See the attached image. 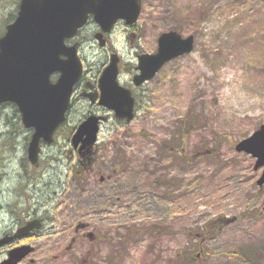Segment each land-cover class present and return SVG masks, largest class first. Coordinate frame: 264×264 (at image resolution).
<instances>
[{"label":"rangeland","instance_id":"obj_1","mask_svg":"<svg viewBox=\"0 0 264 264\" xmlns=\"http://www.w3.org/2000/svg\"><path fill=\"white\" fill-rule=\"evenodd\" d=\"M17 3L0 0V36ZM97 27L91 21L77 37L81 85L95 83L116 53L134 119L119 121L77 87L32 171L31 131L14 105L0 106V238L42 223L1 247L0 261L29 244L20 264H264L263 167L235 150L264 124V0H143L133 27L120 21L105 35L108 47L94 39ZM170 30L192 35L193 51L135 88L137 55L155 53ZM90 113L108 120L80 165L70 139ZM29 171L39 180L28 182Z\"/></svg>","mask_w":264,"mask_h":264},{"label":"water","instance_id":"obj_2","mask_svg":"<svg viewBox=\"0 0 264 264\" xmlns=\"http://www.w3.org/2000/svg\"><path fill=\"white\" fill-rule=\"evenodd\" d=\"M141 0H20L17 16L0 37V104L11 102L18 108L25 128L33 130L27 147V159L37 163L40 143L50 144L54 132L66 120L73 89L83 72L76 46L66 47L64 40L73 37L89 15L99 26L95 34L102 38L118 20L132 25L139 17ZM193 36L181 37L176 31L162 33L154 54L138 55L133 83L139 86L151 79L168 61L193 49ZM64 56V59L60 57ZM118 56L112 54L98 80L99 95L88 94L91 102L112 110L117 119L129 123L134 118V98L129 89L118 84ZM58 72L52 83L49 76ZM104 116L89 115L75 129L71 143L80 156L90 155L96 143L99 124ZM237 152L256 158L255 168L263 167L256 181L264 184V124L235 145ZM38 219L28 221L12 235L0 238V247L39 229ZM25 244L7 251L0 264H18L33 251Z\"/></svg>","mask_w":264,"mask_h":264},{"label":"flooded vegetation","instance_id":"obj_3","mask_svg":"<svg viewBox=\"0 0 264 264\" xmlns=\"http://www.w3.org/2000/svg\"><path fill=\"white\" fill-rule=\"evenodd\" d=\"M17 8H18V3L15 5V11H14V14H13V18H12V20L9 22V23H11V22H13L14 20H15V17H16V11H17ZM91 21H92V19H91V16H89V18H88V20H87V22H86V25L84 26V28L87 26V25H89L90 23H91ZM83 28V29H84ZM77 37H78V35H76V36H73L72 38H68V39H65L64 40V44H65V46L66 47H69V46H77L78 47V49H79V43L77 42ZM105 39H106V46L108 47V45H109V43H108V39H107V37L105 36ZM111 49V48H110ZM110 52H114L112 49L110 50ZM60 57L61 58H63L64 59V57L62 56V55H60ZM122 68V67H121ZM119 69H120V61H119ZM121 70V69H120ZM84 74L85 73H83V76H84ZM58 76H59V73L58 72H52L51 74H50V76H49V78H50V80L52 81V82H55L56 80H57V78H58ZM83 76H82V78H81V80H80V82L78 83V85L76 86V88L75 89H77V87L79 88V95L82 97V98H86L87 97V94L88 93H96L97 91H98V88H97V81L95 82V83H90V82H87V81H85L82 85H81V83H82V81H83ZM126 84V83H125ZM123 85H124V83H123ZM128 87H130V85L128 84L127 85ZM76 92V90H74V93ZM87 99V98H86ZM9 143H11V142H9ZM27 148V147H26ZM25 161H27V159L25 158L24 159ZM23 163H26V162H23ZM79 163H80V165H84L85 163H86V161H84V160H82V161H79ZM23 165V164H22ZM38 168H39V166H38ZM23 171H24V173L26 172V170H24V168H23ZM27 180H28V175L26 174L25 176H24ZM37 180H39V178L37 179Z\"/></svg>","mask_w":264,"mask_h":264},{"label":"trees","instance_id":"obj_4","mask_svg":"<svg viewBox=\"0 0 264 264\" xmlns=\"http://www.w3.org/2000/svg\"><path fill=\"white\" fill-rule=\"evenodd\" d=\"M38 178H39V176H37L35 174H32V172L29 171V173H28V182H33V180H37ZM130 232H135V230L134 231L130 230ZM179 261H180V258H177V259L175 258L173 264H177Z\"/></svg>","mask_w":264,"mask_h":264},{"label":"bare ground","instance_id":"obj_5","mask_svg":"<svg viewBox=\"0 0 264 264\" xmlns=\"http://www.w3.org/2000/svg\"><path fill=\"white\" fill-rule=\"evenodd\" d=\"M2 158H4V157L2 156Z\"/></svg>","mask_w":264,"mask_h":264}]
</instances>
